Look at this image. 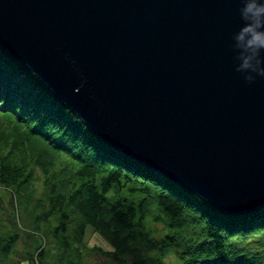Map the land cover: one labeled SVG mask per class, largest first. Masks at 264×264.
<instances>
[{
  "label": "water",
  "instance_id": "1",
  "mask_svg": "<svg viewBox=\"0 0 264 264\" xmlns=\"http://www.w3.org/2000/svg\"><path fill=\"white\" fill-rule=\"evenodd\" d=\"M241 7L0 0V47L116 153L243 215L264 208V76L241 67Z\"/></svg>",
  "mask_w": 264,
  "mask_h": 264
},
{
  "label": "trees",
  "instance_id": "2",
  "mask_svg": "<svg viewBox=\"0 0 264 264\" xmlns=\"http://www.w3.org/2000/svg\"><path fill=\"white\" fill-rule=\"evenodd\" d=\"M0 109V264H87L89 224L120 264H264V208L220 212L116 153L1 47Z\"/></svg>",
  "mask_w": 264,
  "mask_h": 264
},
{
  "label": "clouds",
  "instance_id": "3",
  "mask_svg": "<svg viewBox=\"0 0 264 264\" xmlns=\"http://www.w3.org/2000/svg\"><path fill=\"white\" fill-rule=\"evenodd\" d=\"M241 18L245 21L235 35L241 67L264 76V0H242ZM251 81L252 77H247Z\"/></svg>",
  "mask_w": 264,
  "mask_h": 264
},
{
  "label": "rangeland",
  "instance_id": "4",
  "mask_svg": "<svg viewBox=\"0 0 264 264\" xmlns=\"http://www.w3.org/2000/svg\"><path fill=\"white\" fill-rule=\"evenodd\" d=\"M20 78L23 79V74L18 75L17 79L20 80ZM16 79V80H17ZM4 114L1 109H0V122L4 121ZM61 158V157H60ZM36 176H37V181L33 182L35 183H41V173L39 170L36 168ZM36 180V179H35ZM40 181V182H39ZM32 185V184H31ZM41 189V185L38 186V192H36L35 197H38L39 190ZM155 233L152 234V237L158 239L161 234H164L165 231L163 229V226H161L159 223L155 225ZM97 227H95L92 224H89L86 226V231H85V241L89 245V247L92 249V251H89L86 249L84 253V257L87 264H120L118 262H115L111 254H107L104 252L110 251L113 248L112 244L108 240L104 234H100L97 232ZM157 231L160 233L157 234ZM257 240H255L254 243H256ZM155 250V249H154ZM176 251H170L166 255L161 252H155V253H149L147 255L146 253L142 256V258H149L150 264H179L178 258L175 256ZM147 255V256H146ZM126 261L121 262L122 264H132V256L131 255H126ZM136 264H141V260L136 262Z\"/></svg>",
  "mask_w": 264,
  "mask_h": 264
},
{
  "label": "bare ground",
  "instance_id": "5",
  "mask_svg": "<svg viewBox=\"0 0 264 264\" xmlns=\"http://www.w3.org/2000/svg\"><path fill=\"white\" fill-rule=\"evenodd\" d=\"M43 85V84H42Z\"/></svg>",
  "mask_w": 264,
  "mask_h": 264
}]
</instances>
